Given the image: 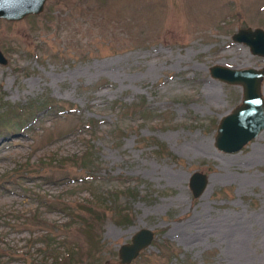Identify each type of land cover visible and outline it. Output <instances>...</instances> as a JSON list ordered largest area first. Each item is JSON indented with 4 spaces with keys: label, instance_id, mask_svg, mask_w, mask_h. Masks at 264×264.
Here are the masks:
<instances>
[{
    "label": "rangeland",
    "instance_id": "rangeland-1",
    "mask_svg": "<svg viewBox=\"0 0 264 264\" xmlns=\"http://www.w3.org/2000/svg\"><path fill=\"white\" fill-rule=\"evenodd\" d=\"M242 27L264 29V0H46L0 18V264H119L141 228L154 238L129 264H264V129L214 145L242 92L210 67L264 65L231 39Z\"/></svg>",
    "mask_w": 264,
    "mask_h": 264
},
{
    "label": "water",
    "instance_id": "water-1",
    "mask_svg": "<svg viewBox=\"0 0 264 264\" xmlns=\"http://www.w3.org/2000/svg\"><path fill=\"white\" fill-rule=\"evenodd\" d=\"M46 0H0V18L17 21L30 14L43 11ZM237 43L248 46L253 55L264 57V29L261 27L238 28L231 36ZM7 58L0 50V64ZM210 76L230 85L241 87L242 97L238 105L219 119L214 138L215 147L225 153L241 150L264 129V98L261 83L264 78V65L260 68H231L215 64L209 69ZM188 186L194 197L201 195L207 187V176L193 172ZM154 238L150 228H141L131 237L130 242L118 248L119 264H129L147 248Z\"/></svg>",
    "mask_w": 264,
    "mask_h": 264
},
{
    "label": "trees",
    "instance_id": "trees-1",
    "mask_svg": "<svg viewBox=\"0 0 264 264\" xmlns=\"http://www.w3.org/2000/svg\"><path fill=\"white\" fill-rule=\"evenodd\" d=\"M94 182H96V179H95V180H92V183H94ZM62 204H63V207H64L63 209L66 210V211L69 213V215L75 216V213L73 214L72 212H70V209H71L72 211H73L74 209H72V208L70 207V204H69L68 202H67V203L62 202ZM105 205H106L105 202H99V204H98V206H99L98 209H99V210H102V211L104 212V211H105L104 209H105V207H106ZM87 211H88V213L94 215L95 218L98 217V215H101V214H102L101 211L96 212V211H94L92 208H89V207H88ZM84 224H85V225H88V221L85 220V223H84ZM46 245H47V248L49 247V248H48V249H49L48 252H49L50 254H52V255H51V259L54 260V261H57V259L59 258V255L56 256V253H55L54 249L51 248V244H50V243H48V244L46 243ZM50 251H52V252H50ZM54 253H55V255H54ZM12 254H16V251L12 252ZM67 256L71 257L72 254L67 253ZM24 257L27 258L28 255H27V254H24ZM32 264H46V263H45V260H39V261H36L35 263L32 262Z\"/></svg>",
    "mask_w": 264,
    "mask_h": 264
}]
</instances>
